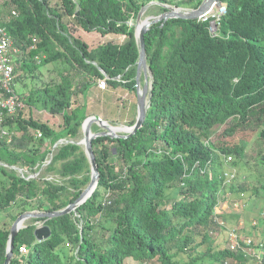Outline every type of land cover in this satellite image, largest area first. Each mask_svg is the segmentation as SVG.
<instances>
[{"label": "trees", "instance_id": "obj_1", "mask_svg": "<svg viewBox=\"0 0 264 264\" xmlns=\"http://www.w3.org/2000/svg\"><path fill=\"white\" fill-rule=\"evenodd\" d=\"M2 1L1 23L19 50L15 84L27 76L36 84L47 64L56 72L26 97L17 93L24 105L61 114L63 121L56 130L25 117L23 108L0 120V264L20 214L62 209L89 184L84 146L55 144L82 134L88 114L85 104L73 105V97L96 80L136 93L139 47L130 21L151 2L148 10L157 16L167 10L163 4L196 8L203 0ZM221 2L226 12L219 17L170 18L149 27L145 43L154 88L143 125L127 138L93 139L96 189L76 211L26 222L10 264L257 261L229 248L215 209L223 191L264 196V0ZM79 28L128 39L90 47L76 34ZM239 133L246 142L235 141ZM228 171L235 174L231 180ZM37 221L50 227V237L36 239ZM213 235L223 240L214 243ZM262 252L258 264H264Z\"/></svg>", "mask_w": 264, "mask_h": 264}, {"label": "rangeland", "instance_id": "obj_2", "mask_svg": "<svg viewBox=\"0 0 264 264\" xmlns=\"http://www.w3.org/2000/svg\"><path fill=\"white\" fill-rule=\"evenodd\" d=\"M2 3L3 1L1 0L0 6L3 10ZM154 3L155 2H153V4ZM153 4L152 3L149 4L145 12L142 14V17H141L142 19H145L150 16H156V14L158 13L157 10H154L153 12L148 10L150 5H153ZM170 5H174V4H170ZM174 6L184 7V6H177V5H174ZM185 8H192V7H185ZM216 10H217V7L214 6L210 12L212 13V12H215ZM135 23H136V19L130 21V25H133L134 27H135ZM211 30L214 32L216 30V25H213ZM76 34L79 35L85 42H87L90 47H94L98 45L99 43H103L106 41H113L115 43H123L128 39L127 35H124V34L109 33L106 35H102L97 31L87 32L80 28L78 29ZM53 68H54L53 64H47L46 66H43L41 68L42 76L38 75V78H37L38 81L36 84H34V82L28 76L25 77L24 79L23 77H21L20 82L15 84L16 91L19 93H22V95L26 97V95L29 93L32 86L39 85L42 82L45 83L49 81L51 77L55 76L56 72L52 71ZM77 104H85L86 114H88V116L98 115L101 118L107 120L110 124L114 126H120V127L130 126L132 125V122L136 118V115H137V95L134 91H130L128 88L125 89L120 86L115 87V86H111L108 84L106 85L105 88H101L99 87L98 80H96L90 86L89 90L86 93L76 94L73 97V105H77ZM22 113L25 117L32 115L35 119L46 122L48 125H50L52 128L56 130H60L62 128L63 119H62L61 114L53 115L43 109L30 108L26 102L23 107ZM94 124L96 123H93L92 127L94 126ZM100 130H102V128L99 126L98 131ZM215 130L219 132L221 130V126H217ZM92 131L94 130L92 129ZM94 132H97V131H94ZM82 136H83V133L75 140H80ZM243 138L244 136L242 135V133H239L235 141L242 142ZM246 139L247 138H245L243 141L246 142ZM261 171L262 173H264V169H262ZM41 174L50 180H56V181L61 180L60 176L54 172L49 173V172L43 171ZM238 195L239 193H231L230 191L221 192L219 195L220 202L218 203L216 208L220 207L221 201H224L226 198H229L231 200L232 205L230 203L229 204L231 205L232 209L236 213H240L239 215H242L241 218H244L247 231L249 229V224L251 220L255 219L259 223L258 232L260 231L264 232V216L262 215V211L264 210V196L255 198L254 196H252V191H250L249 194L245 193V195L242 197ZM238 198L241 199L242 203L246 204L244 208L241 207L240 209V208H237V206L233 205L232 202L237 201ZM33 211H38V210L34 209ZM4 214H5V211L0 212V216ZM30 219L31 218L27 219L24 222V224L30 221ZM223 219L225 221L227 220L225 218ZM35 224L37 226L41 225L43 224V221H37L35 222ZM213 238H214L213 239L214 243H220L221 240H223V236L215 237V235H213ZM255 242L256 243L258 242L257 237H255ZM254 250L257 253H260L262 257L263 250H259L258 248ZM252 257L256 258L254 256ZM254 262H252L251 264H258L257 262L255 263ZM149 264H157V262L150 261ZM204 264H219V263H215V262L207 260ZM228 264H234V261L230 260L228 261ZM246 264H249V262L247 261Z\"/></svg>", "mask_w": 264, "mask_h": 264}, {"label": "water", "instance_id": "obj_3", "mask_svg": "<svg viewBox=\"0 0 264 264\" xmlns=\"http://www.w3.org/2000/svg\"><path fill=\"white\" fill-rule=\"evenodd\" d=\"M152 3V2H151ZM149 3V4H151ZM149 4L143 6L138 13L135 23V37L139 47V57L137 60V71L135 76V89L137 95V115L135 121L130 126L120 127L110 124L107 120L101 118L98 115H91L84 119L82 123V133L83 136L80 140L70 139L64 141L60 139L58 143L63 142H72L76 144L83 145L85 148V153L91 167V180L89 184L84 188L81 194L77 197L75 201L69 203L62 209L54 211H26L20 214L16 220L13 222L9 241L7 245L6 258L4 264H10L13 258L14 250V241L15 237L18 234V231L25 227L24 222L32 217L50 219L56 216L70 213L76 211L77 208L85 202L94 192L97 187L100 171L96 162L95 153L93 150V139L98 136H110L112 138H127L130 135L134 134L144 123L147 115V110L151 104V99L153 95V79L152 72L150 70L149 64L147 62V51L145 43V33L149 27L161 20H167L170 18H182V19H197L205 14H207L214 6H221V0H203L202 3L196 8H185V7H176L170 4H163L167 10L157 16H150L145 19H142V14L145 12ZM140 24V29L138 25ZM143 81V83H142ZM96 123L99 125L102 130L94 132L92 131V125ZM34 235L38 241H42L51 235V229L48 225L41 224L38 225L34 230Z\"/></svg>", "mask_w": 264, "mask_h": 264}, {"label": "built area", "instance_id": "obj_4", "mask_svg": "<svg viewBox=\"0 0 264 264\" xmlns=\"http://www.w3.org/2000/svg\"><path fill=\"white\" fill-rule=\"evenodd\" d=\"M216 7L217 10L215 12L211 13L210 10L207 14L202 16V18L204 20H207L209 16L216 18L226 12L224 5ZM13 14L16 15V12L13 11ZM1 17L2 16L0 15V120L2 119L4 112L16 114L19 109L24 107V102L15 89V65L13 60L19 50L14 46L12 35L9 33L6 25L1 23ZM213 25H215L214 20L211 22V28ZM106 85L107 83L104 79H99V87L105 88ZM1 134L3 136H9V133L5 129L1 130ZM37 135L41 136V133L38 132ZM230 159L231 157L228 158V160ZM234 175V172L228 171L226 173L228 180H231ZM242 196H244L243 193H241V197ZM232 203L240 209L241 207L244 208L246 206L245 203L241 202L240 198ZM215 213L216 221L226 231V241L229 248L241 249L247 257L254 256L257 258V262L261 263V254L254 250L256 248L259 250L264 249V241L262 239L257 238L258 242H255V237H257L256 233H258L259 227L258 221L252 219L247 231L245 221L240 220L237 225L230 226L223 219V212L219 207L215 209ZM262 215L264 216V210L262 211ZM24 251L25 247H21L20 252ZM225 263L228 264V261Z\"/></svg>", "mask_w": 264, "mask_h": 264}, {"label": "crops", "instance_id": "obj_5", "mask_svg": "<svg viewBox=\"0 0 264 264\" xmlns=\"http://www.w3.org/2000/svg\"><path fill=\"white\" fill-rule=\"evenodd\" d=\"M231 200L229 198H226L224 201H222L220 203V209L221 211L223 212V215L225 219H227V223L230 225V226H234V225H237V223L242 220L244 221V218H241L242 215H239L240 213H236L232 207H231ZM259 228V227H258ZM259 231V230H258ZM224 235V234H223ZM257 235V238H260V239H264V232H258L256 233ZM224 237H226V234L224 235ZM257 262V261H256ZM251 260L249 261V264H251ZM258 263V262H257Z\"/></svg>", "mask_w": 264, "mask_h": 264}, {"label": "bare ground", "instance_id": "obj_6", "mask_svg": "<svg viewBox=\"0 0 264 264\" xmlns=\"http://www.w3.org/2000/svg\"><path fill=\"white\" fill-rule=\"evenodd\" d=\"M138 29H140V24L138 25ZM95 125V124H94ZM93 128V127H92ZM98 128V127H97ZM97 130V129H96Z\"/></svg>", "mask_w": 264, "mask_h": 264}]
</instances>
